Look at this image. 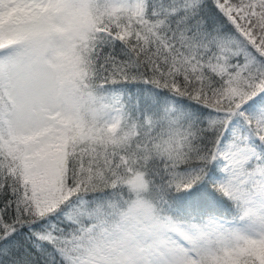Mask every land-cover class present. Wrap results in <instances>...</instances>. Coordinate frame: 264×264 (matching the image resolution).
Here are the masks:
<instances>
[{"label": "snow or ice", "instance_id": "snow-or-ice-1", "mask_svg": "<svg viewBox=\"0 0 264 264\" xmlns=\"http://www.w3.org/2000/svg\"><path fill=\"white\" fill-rule=\"evenodd\" d=\"M0 264H264V0H0Z\"/></svg>", "mask_w": 264, "mask_h": 264}]
</instances>
